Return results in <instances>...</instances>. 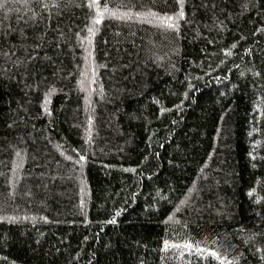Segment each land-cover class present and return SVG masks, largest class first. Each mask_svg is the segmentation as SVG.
Masks as SVG:
<instances>
[{
    "label": "trees",
    "instance_id": "1",
    "mask_svg": "<svg viewBox=\"0 0 264 264\" xmlns=\"http://www.w3.org/2000/svg\"><path fill=\"white\" fill-rule=\"evenodd\" d=\"M105 2L0 0V264H264V0Z\"/></svg>",
    "mask_w": 264,
    "mask_h": 264
},
{
    "label": "snow or ice",
    "instance_id": "2",
    "mask_svg": "<svg viewBox=\"0 0 264 264\" xmlns=\"http://www.w3.org/2000/svg\"><path fill=\"white\" fill-rule=\"evenodd\" d=\"M181 5H182V0H181ZM58 6H59V5H57V7H58ZM88 6H89L90 8H95V9H97V16H103L104 13H108L109 16H116L117 18H120L119 16H117V13H116V12H113V11H111V10L108 8L106 2H105V4L103 5V10H102V11L100 10L101 5L98 3V0H91V3H90ZM179 16H180V18H183V17H184V12H183V11H180V12H179ZM171 19H172L171 17H168V20H171ZM95 23H97V24L100 23V20H99V19H96V20H95ZM168 27H169V28H174V27H176V26H175L174 24L169 23V24H168ZM92 31H93V29L89 28V32H92ZM4 55L7 56L8 53L5 52ZM81 159H84V157H81ZM249 194L251 195V193H249ZM167 246H168V242L165 241V249L167 248ZM173 247H179V245H173ZM184 247L187 248V249H191L193 246H192L191 243H186V244L184 245ZM196 251H197V252H201V251H203V250L200 249V248L197 246V247H196ZM210 254H211L212 257L219 259V256H218V254H217L215 251H212ZM262 259H264V257H262Z\"/></svg>",
    "mask_w": 264,
    "mask_h": 264
}]
</instances>
